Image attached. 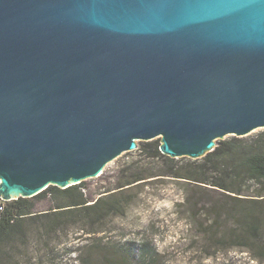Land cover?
<instances>
[{"label": "water", "instance_id": "water-1", "mask_svg": "<svg viewBox=\"0 0 264 264\" xmlns=\"http://www.w3.org/2000/svg\"><path fill=\"white\" fill-rule=\"evenodd\" d=\"M264 129V0H0V198L138 141L198 159Z\"/></svg>", "mask_w": 264, "mask_h": 264}, {"label": "trees", "instance_id": "trees-1", "mask_svg": "<svg viewBox=\"0 0 264 264\" xmlns=\"http://www.w3.org/2000/svg\"><path fill=\"white\" fill-rule=\"evenodd\" d=\"M141 155L160 160L164 167L157 172L132 171L130 165L120 169V179L115 187L92 196L85 181L59 188L54 185L33 197H19L9 201L0 198V264L8 256L16 241L27 237L29 229L37 225L47 236L70 224H81L87 233L98 232L99 225L111 216L124 214L132 201L124 192L148 178L171 177L196 186L211 187L226 194L234 202L228 214L234 219L231 227H225L229 215L214 204L205 209L206 222H200L196 204L189 211V218L204 239L219 247L238 246L264 257V129L245 137L228 136L216 140L213 149L203 157L172 158L160 151V138L138 141ZM126 163V161L124 162ZM41 204L46 209L38 210ZM214 213L210 216L209 213ZM223 216L224 222L219 219ZM98 241L87 247L97 249ZM134 245L123 248L121 256L107 259V264H154L155 251L145 243L139 254ZM75 251V249H74ZM81 264H92L89 254L78 255Z\"/></svg>", "mask_w": 264, "mask_h": 264}, {"label": "rangeland", "instance_id": "rangeland-1", "mask_svg": "<svg viewBox=\"0 0 264 264\" xmlns=\"http://www.w3.org/2000/svg\"><path fill=\"white\" fill-rule=\"evenodd\" d=\"M261 130H254L248 135ZM127 164L131 166L128 173L132 169L137 172H157L164 167L160 160L141 155L136 147L109 162L99 176L86 179L89 193L96 196L100 191L115 187L120 179L121 167ZM124 193L132 197L124 214L104 220L97 228L98 232L89 234V230L82 228L79 223L70 224L47 236L34 225L27 237L15 242L3 264H81L78 255L85 254L90 255L92 264H107V259L120 257L127 245H134L133 252L137 255L145 243L154 248V264H204L208 258H211L212 264H253V261L255 264H264V257L254 258V254L245 248L215 246L204 239L198 233L199 228L191 222L188 215L193 204L201 210L199 221L203 223L207 221L203 217V208L214 204L223 213L229 212L237 201L229 199L226 194L171 177L148 178L126 189ZM165 199L172 201L173 207L157 210L154 206L156 201ZM44 209L45 204H41L38 210ZM209 214L211 216L214 213ZM227 215L230 220H225V227H231L234 219L230 218V214ZM219 221L224 222L223 216ZM95 241L100 245L97 249L87 247Z\"/></svg>", "mask_w": 264, "mask_h": 264}, {"label": "clouds", "instance_id": "clouds-1", "mask_svg": "<svg viewBox=\"0 0 264 264\" xmlns=\"http://www.w3.org/2000/svg\"><path fill=\"white\" fill-rule=\"evenodd\" d=\"M176 199L180 200V197H177ZM180 202H182V200H180ZM154 206L157 210H159L162 207L171 209L173 207V202L167 199L157 200ZM169 239H171V237H169ZM204 264H212L211 258H208L207 260H205ZM253 264H255V261H253Z\"/></svg>", "mask_w": 264, "mask_h": 264}]
</instances>
